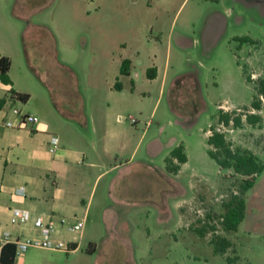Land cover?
Listing matches in <instances>:
<instances>
[{
  "label": "rangeland",
  "instance_id": "374dc122",
  "mask_svg": "<svg viewBox=\"0 0 264 264\" xmlns=\"http://www.w3.org/2000/svg\"><path fill=\"white\" fill-rule=\"evenodd\" d=\"M0 52L12 56L18 81L31 92L12 108L85 151L101 144L100 120L110 118L123 139L105 164L131 160L111 175L106 202L114 220L106 224L97 213V226H88L97 251L78 240L72 264H264V173L246 194V220L226 232L223 205L239 194L242 179H228L208 145L215 129L234 149L264 161V97L262 110H252L255 84L264 80V1L0 0ZM126 59L131 78L120 73ZM155 67L160 75L151 79ZM10 96L0 88V98ZM221 109L249 110L263 123L225 128ZM175 144L188 162L167 178ZM215 237L232 248L216 254Z\"/></svg>",
  "mask_w": 264,
  "mask_h": 264
},
{
  "label": "crops",
  "instance_id": "0c3cea01",
  "mask_svg": "<svg viewBox=\"0 0 264 264\" xmlns=\"http://www.w3.org/2000/svg\"><path fill=\"white\" fill-rule=\"evenodd\" d=\"M0 55L9 57L12 62L9 72L12 84L4 85L0 81V88L8 94L31 93L25 84L18 81L12 56L5 52H0ZM28 65L31 68L30 62ZM155 68L158 77L160 68ZM26 72L29 76L27 70ZM127 77H132L131 69ZM14 104L15 102L10 99L5 108L0 110V238L5 233H9L14 239L35 237L36 219L42 218L46 222L54 223L60 229L59 234H55L54 238L68 242L74 250L65 252L30 248L15 264H72L77 260L76 254L80 249V243L75 240L76 234L68 232L60 225L61 221L67 219L75 222L85 219V228L79 241L86 239L89 247L94 245L92 252L97 251L99 246L94 236L88 233V226L95 221L92 218L97 213L106 224L110 223V219L114 220L112 216H115V213L106 202L107 198L112 199L111 191L115 187V177L111 175L118 168L128 166L131 160L125 165L121 164L120 167L107 165L105 160L114 158L117 146L121 144L123 137L115 130L110 118L102 119L99 123L101 144H93L90 150L85 151L78 148L75 141L67 143L61 140L53 126L48 123L40 121L36 124H21L19 117L13 114V110L11 111L16 109L12 108ZM6 122L13 123V126H5ZM84 125L88 127V119H85ZM52 137L59 141L56 153L50 152ZM139 146L140 143L137 147ZM173 147V145L168 146L167 151L171 152ZM122 148L121 150H124L125 147ZM168 173L165 167L163 176L168 178L166 175ZM108 176L111 177L107 180L104 191L97 198L100 182ZM18 188L26 189L25 197L14 194ZM174 189L177 194V181L174 182ZM117 202L123 207L128 204L122 198ZM14 208L24 209L30 213V220L26 225L10 224L11 210ZM95 222L97 226V219Z\"/></svg>",
  "mask_w": 264,
  "mask_h": 264
},
{
  "label": "trees",
  "instance_id": "16d2710c",
  "mask_svg": "<svg viewBox=\"0 0 264 264\" xmlns=\"http://www.w3.org/2000/svg\"><path fill=\"white\" fill-rule=\"evenodd\" d=\"M243 42H250V39L242 38L237 39ZM12 62L9 57L0 55V81L4 85L12 84L10 79V68ZM132 62L126 59L122 62L120 73L123 76L130 75ZM148 77L151 79L156 78V68L148 70ZM249 81H253L249 78ZM118 90L122 89L118 83L115 86ZM255 90L257 97L252 102V110L261 111L262 101L264 97V80H259V83L255 84ZM259 96V97H258ZM15 102L20 100L27 102L29 100L28 95L11 93L10 98H0V110H3L9 100ZM247 113H238L237 111H219V124L225 128L232 127L233 129L243 128L245 124L251 126H260L263 123V118L259 114L251 113L246 110ZM212 135L208 138L209 155L215 160L221 170L229 171L227 178L233 179L238 176L241 177L242 182L240 185L239 194H235L231 199L223 205L224 213L221 215L220 225L226 232H237L240 225L245 221L247 215V201L245 199L246 194L253 189L260 176L264 173V161L255 155L250 150L243 149L241 147L234 149L232 144L228 141L224 132H218L212 129ZM188 162V157L185 153L183 145H179L170 153L166 159L167 171L170 173H177L181 166ZM214 245V252L216 254H226L227 251L232 248L233 244L225 237H215L212 240ZM16 246L14 244H7L3 247L1 254L2 264H15L16 263ZM230 263L233 260L229 259Z\"/></svg>",
  "mask_w": 264,
  "mask_h": 264
},
{
  "label": "built area",
  "instance_id": "2783aa9c",
  "mask_svg": "<svg viewBox=\"0 0 264 264\" xmlns=\"http://www.w3.org/2000/svg\"><path fill=\"white\" fill-rule=\"evenodd\" d=\"M13 114L19 117L20 123L23 125L36 124L40 120L37 116L31 114H23L18 109H13ZM122 121V120H120ZM5 126L11 127L13 123L6 122ZM59 141L57 138L52 137L50 140V152L56 153L58 150ZM14 194L19 197H25L27 191L25 188H18ZM30 220V213L27 210L14 208L11 210L10 224L12 226L26 225ZM68 232L76 234L75 240H79L85 228V219H80L75 222L62 219L61 224ZM37 235L35 237L14 239L9 233H5L0 238V259L3 247L7 244H14L16 246V261L21 259L23 255L30 248H43L49 250L71 252L74 249L70 244L64 240L54 238L55 234H59L60 229L52 222H46L42 218L36 219Z\"/></svg>",
  "mask_w": 264,
  "mask_h": 264
},
{
  "label": "flooded vegetation",
  "instance_id": "af4514ba",
  "mask_svg": "<svg viewBox=\"0 0 264 264\" xmlns=\"http://www.w3.org/2000/svg\"><path fill=\"white\" fill-rule=\"evenodd\" d=\"M258 1H264V0H258Z\"/></svg>",
  "mask_w": 264,
  "mask_h": 264
}]
</instances>
